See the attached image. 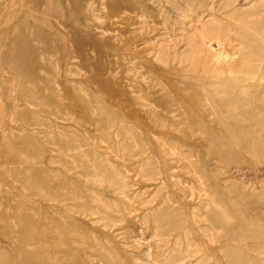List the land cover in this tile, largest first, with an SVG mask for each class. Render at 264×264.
I'll list each match as a JSON object with an SVG mask.
<instances>
[{"label":"rangeland","instance_id":"rangeland-1","mask_svg":"<svg viewBox=\"0 0 264 264\" xmlns=\"http://www.w3.org/2000/svg\"><path fill=\"white\" fill-rule=\"evenodd\" d=\"M0 264H264V0H0Z\"/></svg>","mask_w":264,"mask_h":264}]
</instances>
